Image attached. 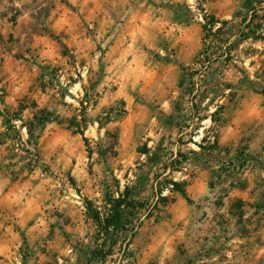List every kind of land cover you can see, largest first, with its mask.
<instances>
[{"label": "rangeland", "instance_id": "obj_1", "mask_svg": "<svg viewBox=\"0 0 264 264\" xmlns=\"http://www.w3.org/2000/svg\"><path fill=\"white\" fill-rule=\"evenodd\" d=\"M133 17L147 28L141 33L148 57L139 66L141 83L158 60L175 62L182 30L201 25V54L180 56L188 59L184 93L200 94L188 86L201 79L200 64L201 70L215 67L209 79L239 86L230 103L208 114L215 125L205 131L207 147L228 137L217 154H184L179 167L170 164L174 180L159 183L161 196L171 197L170 181L187 182L188 225L192 235L197 229L208 235L201 248L184 245L166 264H264V0H0V196L25 185L46 212L58 214L60 205L52 203L61 198L103 206L106 193L117 196L128 185L145 205L140 214L150 209L152 182L168 164L141 160L137 151L146 143L130 132L121 135L127 110L115 95L120 84L110 63ZM159 23L167 30L164 55L155 41L146 42L157 38ZM189 35L192 43L184 46L194 48ZM206 110L199 106L201 117ZM35 116L53 122L44 125ZM73 117L84 136L71 127ZM77 250L86 256L93 248ZM114 253L109 264H134L130 249Z\"/></svg>", "mask_w": 264, "mask_h": 264}, {"label": "crops", "instance_id": "obj_2", "mask_svg": "<svg viewBox=\"0 0 264 264\" xmlns=\"http://www.w3.org/2000/svg\"><path fill=\"white\" fill-rule=\"evenodd\" d=\"M162 26L159 23L154 29L157 38L153 39L151 35L146 40L149 46L153 41L157 43L160 55H164L163 44L167 32L165 26L162 30ZM146 29L141 27V18H131L118 35L110 63L111 69L118 74L120 84L115 95L125 103L127 110V116L121 124V135L130 132L146 143L149 150L147 154L137 151L141 160L168 164L161 177L152 182L154 192L151 194L150 209L144 215L140 214L142 224L130 244L132 258L134 264H150L154 261L166 264L168 258L177 255L179 248L184 245L187 248H201L208 235L204 232L201 234L198 229L194 231L198 234L192 235L188 225L191 209L185 206L182 195L170 191L173 202L167 206L158 203L159 183L162 179L174 178L176 173L170 170V164L182 162L184 154L195 157L217 154L218 145L225 143L228 137L218 138L217 147H207L210 143L205 131L210 123L215 125L208 114L214 113L213 107L215 110L217 105L230 103L239 86L235 81L209 79L215 67L206 66L201 70L200 64L198 75L201 79L188 83L189 87L199 89L200 94L192 97L184 93L187 81L184 79L183 65H187L188 59L180 60V56L184 57L187 52L189 57L196 58L201 54V25L188 26L182 30L174 44L177 47L175 62L158 60L155 69L152 70L150 66L147 68V77L141 83L139 66L148 60L141 51V33ZM152 31L151 28L150 33ZM189 33L193 35L194 48L184 46L192 43ZM200 105L213 112L206 110L201 117L198 111ZM195 137L201 142L195 141ZM203 139L206 141L202 142ZM168 144L175 146L167 148ZM164 152L169 153L168 157L164 156ZM25 188V185H15L0 196V264H109L108 258L104 263H92L90 254L81 256L77 250L95 247L97 225L88 217L85 205V201L91 199L84 202L72 199V202H67V199L61 198L52 203L56 207L60 205L58 214H53L46 212L40 197L35 194L29 197ZM98 196L101 194L97 193ZM156 204L159 209L151 210ZM193 237L197 242L194 245L191 243ZM121 246L119 242L114 252L121 251Z\"/></svg>", "mask_w": 264, "mask_h": 264}, {"label": "trees", "instance_id": "obj_3", "mask_svg": "<svg viewBox=\"0 0 264 264\" xmlns=\"http://www.w3.org/2000/svg\"><path fill=\"white\" fill-rule=\"evenodd\" d=\"M204 29L205 31L207 30L206 27H204ZM43 114L48 113L44 112ZM34 118L35 120L42 122L44 125L53 122V120L46 118L40 120L38 116H35ZM77 120V117H73L70 120L71 127L78 126L79 128L76 132L84 136V130L80 129L81 122L76 123ZM82 125L87 126L86 120L82 121ZM28 130L29 134H31V129L29 128ZM84 141L89 144V140L85 137ZM205 141L206 140L203 139L202 142ZM199 145L202 147V144ZM139 152L147 154L149 150L145 147L144 149L139 150ZM90 156H92V152ZM173 164L174 166L179 167L181 162L175 161ZM117 183L119 184V181H117ZM169 184L172 186V193H178L187 199V182L170 181ZM117 193L118 196L106 193L105 203L101 207L97 206L93 201H85L87 215L97 225L95 247L90 253V262L92 263H104L107 258L114 253L119 242L122 245L120 247L121 252L129 251L131 241L142 224L140 213L145 208V205L135 199L133 190L129 186H126L122 192L119 189ZM161 195L162 192L159 193L158 203L162 206H167L173 202L170 197H163ZM154 208H157V204Z\"/></svg>", "mask_w": 264, "mask_h": 264}]
</instances>
